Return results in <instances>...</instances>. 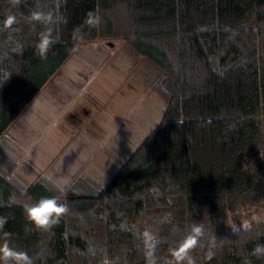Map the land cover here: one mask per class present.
Returning <instances> with one entry per match:
<instances>
[{"label":"trees","instance_id":"1","mask_svg":"<svg viewBox=\"0 0 264 264\" xmlns=\"http://www.w3.org/2000/svg\"><path fill=\"white\" fill-rule=\"evenodd\" d=\"M90 42L152 73L159 117L105 179L88 158L23 183L5 132ZM45 197L68 209L47 230L24 209ZM0 220L32 264H189L195 227L191 264H264V0H0Z\"/></svg>","mask_w":264,"mask_h":264},{"label":"rangeland","instance_id":"2","mask_svg":"<svg viewBox=\"0 0 264 264\" xmlns=\"http://www.w3.org/2000/svg\"><path fill=\"white\" fill-rule=\"evenodd\" d=\"M130 67L118 44L101 49L90 42L72 53L6 131L21 159L15 176L28 183L44 172L61 185L88 158L84 177L105 179L115 171L160 114V98L143 95L152 73ZM45 114L57 120L55 128L39 126Z\"/></svg>","mask_w":264,"mask_h":264},{"label":"clouds","instance_id":"3","mask_svg":"<svg viewBox=\"0 0 264 264\" xmlns=\"http://www.w3.org/2000/svg\"><path fill=\"white\" fill-rule=\"evenodd\" d=\"M11 23V19L9 20ZM51 44L48 36L44 35L41 38V42L38 45L39 53L42 57L46 56L48 48ZM181 123L180 121H178ZM27 218L35 223L38 228L49 229L56 223H58L60 217L67 212V206L65 204L58 203L57 198H41L35 205H24ZM4 221L0 220V227H2ZM246 227V226H245ZM234 231H237L233 227ZM194 235H190L186 241L181 245L178 251L174 253L175 258L178 261L188 259L191 264V259L188 257V250L197 244V238L201 234V228L195 227L193 229ZM147 235V233H146ZM260 251V249H257ZM0 262L2 264H32V259L25 252L16 251L12 248L4 247L0 248Z\"/></svg>","mask_w":264,"mask_h":264},{"label":"crops","instance_id":"4","mask_svg":"<svg viewBox=\"0 0 264 264\" xmlns=\"http://www.w3.org/2000/svg\"><path fill=\"white\" fill-rule=\"evenodd\" d=\"M46 84H47V83H46ZM46 84H45V85H46ZM45 85H44V86H45ZM42 88H43V87H42ZM39 92H40V91H39ZM39 92H38V93H39ZM25 109H26V108H25ZM23 111H24V110H23ZM23 111H22V112H23ZM46 115H47V114H45V115H39L40 120H39L38 124L41 122L39 126H41V128H42L43 126H49V127H50V126L52 125V126L55 128V124H56V121H57V120H55V119H53V118L51 117V116H55V114L52 112V115H51V116H46ZM13 123H14V122H13ZM13 123H12V124H13ZM12 124H11V125H12ZM11 125H10V126H11ZM39 126H38V128H40ZM37 130H38L37 133H40V129H37ZM58 130L61 132L60 128H58ZM6 131H7V130H6ZM5 135H6V132H5ZM5 135H4V138H5ZM31 135H33V137L31 138V139H33L34 136H35V134L32 132ZM31 135H30V136H31ZM30 136L28 137V140L30 139ZM5 139H6V138H5ZM38 139H39V136H38ZM6 140H7V139H6ZM9 145L11 146V144H9ZM24 145H26V144H24ZM65 147H66V144L63 145L62 148H60V149H61L60 152L63 151V150L65 149ZM19 156H21V154H20ZM19 160H21V159L19 158ZM18 163H19V162H18ZM16 168H17V167H16ZM15 170H16V169H15Z\"/></svg>","mask_w":264,"mask_h":264}]
</instances>
